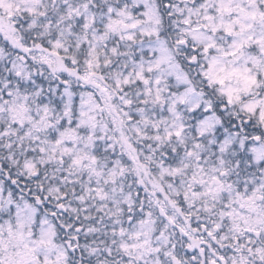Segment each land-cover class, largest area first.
Here are the masks:
<instances>
[{
    "label": "snow or ice",
    "instance_id": "snow-or-ice-1",
    "mask_svg": "<svg viewBox=\"0 0 264 264\" xmlns=\"http://www.w3.org/2000/svg\"><path fill=\"white\" fill-rule=\"evenodd\" d=\"M0 264H264V0H0Z\"/></svg>",
    "mask_w": 264,
    "mask_h": 264
}]
</instances>
